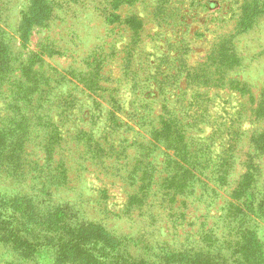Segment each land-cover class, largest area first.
Segmentation results:
<instances>
[{"label": "rangeland", "instance_id": "374dc122", "mask_svg": "<svg viewBox=\"0 0 264 264\" xmlns=\"http://www.w3.org/2000/svg\"><path fill=\"white\" fill-rule=\"evenodd\" d=\"M110 1L0 0V49L3 64L9 66L6 77L14 88L18 78L45 81L43 77H49L60 83L61 103L64 98L71 106L75 103L59 119L60 108L53 110L56 100H51V111H47V116L59 122L53 128L63 132L53 166L59 156L66 159L73 187L57 190L48 178L24 175L20 168L14 170V162L10 165L0 156V264H57L60 259L59 264H68V258L58 251L67 238L63 229L76 220L105 228L106 247L91 251L97 261L94 264H105L99 260L105 253L117 263L124 256L146 260L138 264H156L151 253L165 251L179 254L186 264H208L193 257L192 249L206 239L203 229L215 227L222 200L245 170L247 138L243 145L234 146L236 160L227 190L217 189L218 196L213 194L216 178L200 157L192 169L198 179L194 194L177 197L173 203L163 201L156 190L145 204L131 208L127 205L131 188L127 177L139 148L148 144L151 131L160 126V116L171 118L184 131L190 151L200 153L209 144L211 156L219 154L230 119L238 120L240 128L255 129L257 122L248 115V94L240 93L227 79L246 82L253 103L264 90V14L251 28L230 39L227 48L240 61L224 70L217 67L214 55L236 30L241 6L251 0H121L115 11L118 19L109 23L104 15ZM133 15L140 18L132 26ZM97 64L100 70L95 75ZM90 77H96V83L90 84ZM225 81L223 87L215 86ZM12 98L0 94V128L2 121L4 125L19 119L16 106L7 104ZM25 103L23 97L19 104ZM50 129L48 122L44 137ZM90 138H99L102 157L83 154ZM169 154L163 148L154 153L156 182L167 172L162 161ZM253 173L254 199L264 204V159ZM211 198L216 203L209 205ZM25 200L33 201L38 215L59 207L63 217L50 221L43 216L26 224L10 212V204L19 206ZM255 211L261 216L247 223L264 251V214L258 207Z\"/></svg>", "mask_w": 264, "mask_h": 264}, {"label": "trees", "instance_id": "16d2710c", "mask_svg": "<svg viewBox=\"0 0 264 264\" xmlns=\"http://www.w3.org/2000/svg\"><path fill=\"white\" fill-rule=\"evenodd\" d=\"M120 2L121 0H112L107 3L104 17L109 23H113L118 19L119 14L115 11ZM263 14L264 0H251L241 6L236 30L229 38H226L229 39L227 42L222 41L223 44L219 45L218 53L214 55L217 67L228 70L239 64L240 58L234 53L235 51L227 48V45L232 37L251 28L256 19ZM131 17V25L133 26L135 24L133 21L135 19L138 20L140 17L134 15ZM24 21L27 23L29 19ZM1 65L3 66L1 67ZM98 70H100L99 64L95 65V75L96 72H99ZM8 71V63L5 62L3 64V53L0 49V94L13 97L12 100L7 101V104L16 106V111L18 112L16 115L19 117L17 120H9L4 125L2 121V127L0 128V156H3L10 165L11 162H14V170L20 168L24 175L26 173H35L37 178L43 176L44 179L48 178L57 190L73 187V185H70L72 179H69L72 169L67 167L66 159L59 156L58 162L53 166V161L57 154L55 148L60 147L63 140V132L61 128H53L59 122L54 120L52 115L48 114L47 116V111L50 109L52 99L57 102L53 110L57 112V109L60 108V111L56 114L58 119L59 115L71 106L70 101L65 98L64 102L61 103L60 99L63 98L64 94L60 83L49 77H43L45 81H42L40 77H31L25 79V81H28V85H25V81L18 78L14 82L17 85V89H15L13 83L10 82V77H6L8 75L6 72ZM90 78V84L96 83L94 81L96 77ZM220 79H223V77L210 79V81L215 82V80ZM227 83L231 86L233 85V88L240 93L248 94V101L253 105L252 108L251 104L248 105V115L257 122L255 129L248 131L240 128L238 120L235 118L230 119L229 125L225 129L229 130L226 140L219 144V154L211 156L209 144L203 145L200 153L190 151L184 131L178 129L171 118L160 116V126L151 131L148 144L139 148L134 165L129 170L127 178L130 181L128 180L127 184L131 188L127 195V205H132L131 208L142 206L148 199L152 198V195H156V190H160L159 197L169 203L175 202L177 197H182L185 194L193 195L196 180L198 181V179H196L192 169L194 161L199 159V157L205 162V166L211 170L212 176L216 178V181L213 182L216 185V190L213 188V194L218 196L216 194L217 189L224 188L222 192L227 190V179L230 175V170L234 166V160H236L235 151L237 147L235 148L234 146H238L239 143L240 146L243 145V140L247 138L245 143L248 147V155L245 159V170L240 175L237 185L229 192L228 198L222 200L218 214L215 217V227L203 229L202 232H205L204 238L206 239L197 242V247L192 249L193 251L195 250L192 256L196 259L202 258L208 264H264L263 246L259 243L251 226L247 223L261 216L256 214L255 209L257 207L264 214V204L256 201L253 194V189L256 187V177L253 172L259 170L264 159V126L259 125V122H264V90L256 102L253 103V98L249 94L246 82L229 78ZM84 84L86 88H89L87 81ZM225 84L226 81L224 84L217 83L215 86L223 87ZM13 92L14 94H12ZM15 95L16 98L14 97ZM23 97H26V103L20 105L19 102ZM73 105L71 108L74 109ZM23 111H26V114H23ZM73 113L75 114V112ZM238 116L237 114L236 118ZM46 118L52 119L48 121ZM69 120L68 117L66 121L69 122ZM48 122L51 126L50 134L48 137H44V128ZM67 132L64 131V133ZM77 144L78 142L75 145ZM84 147L83 154L95 157L103 156L104 147L99 142V138H90L87 142L85 141ZM160 148H163L165 153L169 151L171 155L169 154L168 158L162 161L163 167L167 172L163 177H160L161 179L158 177L156 182L153 176L154 166L156 165V163L154 164V153ZM38 153H41L42 156ZM32 178L34 180V177ZM207 203L209 205L211 203L214 204L216 199L211 198ZM17 207H19L18 210ZM61 210L62 208L56 207L52 211H46L42 213L43 215H38L35 213V206L32 200H25L15 207L10 204V212L18 214L20 220L26 224L29 221L36 222L41 220L43 216L50 219V221L57 218L60 219L63 217L60 214ZM65 228L63 230L66 232L67 238L62 241L63 248L59 249L58 253H62L64 259L68 258V264L96 263V257H92L91 251L94 249L99 252L106 247L105 243H103L104 236H107L105 228L98 223H84L77 220L74 223H69ZM107 247L111 251L110 245H107ZM172 251L175 252L173 249ZM66 252L67 255L64 256ZM82 255L84 256L82 257ZM103 256L104 258H99V260L104 261L105 264H138L146 261L138 262L121 256L120 261L122 263H117L113 262L111 257L109 258L108 253L103 254ZM150 256L152 257L151 261L156 264H186V261H183L179 254L171 251H165L162 255L151 253ZM80 259L92 260V263H85ZM60 261L61 259L57 260V264Z\"/></svg>", "mask_w": 264, "mask_h": 264}]
</instances>
